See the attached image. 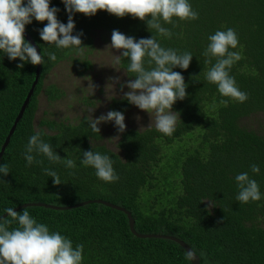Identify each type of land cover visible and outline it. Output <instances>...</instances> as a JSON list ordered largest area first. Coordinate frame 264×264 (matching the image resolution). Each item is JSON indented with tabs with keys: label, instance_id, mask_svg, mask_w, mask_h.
<instances>
[{
	"label": "trees",
	"instance_id": "16d2710c",
	"mask_svg": "<svg viewBox=\"0 0 264 264\" xmlns=\"http://www.w3.org/2000/svg\"><path fill=\"white\" fill-rule=\"evenodd\" d=\"M27 0H25V5ZM199 19L181 21L177 26L163 24L172 30L171 39L157 36L165 48L190 51L193 59L188 69L174 68L184 77L186 98L177 100L172 111L180 114L176 131L166 136L155 127L142 130L126 128L118 132L115 151L101 142L102 134L93 132L87 116L74 122L41 118L34 126L37 96L43 88L45 74L58 62L69 60L77 74L90 68L86 52L92 47V36L99 30L111 36L118 30L126 36L151 38L145 21L127 15L116 17L100 10L94 16L73 13V35L82 33L84 56L73 49H58L40 38L47 21L25 26V32L36 44L45 63L40 65L36 88L8 141L0 166L7 164L9 174H0V215L20 204L39 202L56 206L71 205L89 199H101L130 212L137 233L164 234L185 242L199 257L200 264H264V127H252L245 119L258 115L264 118V0H189ZM59 9L57 19L67 24L68 13L62 0H50ZM150 19V17H148ZM232 28L239 45L231 51L241 52L230 75L241 91L248 94L243 102L222 96L215 84L207 82L205 73L214 65L205 64L202 53L208 37L217 30ZM120 50L118 55H122ZM54 52L52 62L48 53ZM128 58L121 57L117 66L129 80ZM24 63L23 68L17 65ZM35 65L10 60L0 50V146L25 98ZM43 92L48 100L63 93L47 85ZM227 103H222V101ZM110 111L124 112L129 102L123 97L111 98ZM43 133L62 159L76 162L75 169L51 163L44 156L43 164L27 165L25 146L31 135ZM67 149V152L65 151ZM108 155L120 179L107 183L97 178L95 169L80 161L84 151ZM260 168L251 172V165ZM50 168L61 178L60 185L45 175ZM248 173L256 180L261 200L240 203L235 176ZM210 204L212 206L210 207ZM37 223L50 232L69 238L73 247L84 245L82 264H191L184 249L164 238H138L128 228L127 217L120 210L102 203L90 202L71 209L25 206ZM11 220L8 215L0 219ZM18 221L10 225L18 227Z\"/></svg>",
	"mask_w": 264,
	"mask_h": 264
},
{
	"label": "clouds",
	"instance_id": "9594fccd",
	"mask_svg": "<svg viewBox=\"0 0 264 264\" xmlns=\"http://www.w3.org/2000/svg\"><path fill=\"white\" fill-rule=\"evenodd\" d=\"M68 15L67 24L57 19L56 7L50 6V0H0V50L10 60H16L32 65L45 63L37 48L25 40V26L32 23V18L38 22L47 21L40 30V38L48 45H55L58 49H73L77 56H84L86 48L83 46L81 35H73L75 23L73 13H82L86 16H94L103 10L116 17L123 18L131 15L145 21L150 32H155L151 38L126 36L118 30H113L111 35V49L123 50L122 55H115L114 63L120 64L121 57L128 58L126 71L132 73L135 79L121 84L123 91L126 86L130 91L125 92L123 99L139 109L146 111L150 116L155 115V128L166 136H172L180 120V114L172 111V106L177 100L186 98L184 77L174 68L188 69L193 55L190 51L165 48L158 41L157 36L171 39L174 35L171 29L163 24L177 26L173 17L181 21H193L199 19V13L193 10L189 0H62ZM150 17V19H148ZM209 44L202 53L207 59L205 64L212 65L205 73L207 82L217 85L218 92L234 101L243 103L248 99V94L241 91L236 84L235 78L230 75L232 66L243 59L241 52L231 51L239 45L236 31L228 28L226 31L217 30L208 37ZM50 61L55 62L57 56L54 52L48 53ZM23 68L24 63L18 64ZM114 83H120V78H110ZM113 86V83H111ZM91 87L94 86L91 85ZM227 103V101H222ZM114 121L120 133L126 130L125 116L120 111H109L98 118L91 117L88 120L93 132H100L98 127L101 123ZM150 126V125H149ZM43 133L37 131L28 139L25 146L24 159L27 165L43 164L38 159L44 156L51 163L63 164L69 169L76 168L73 159H62L54 151L50 143L42 139ZM67 152V149H65ZM80 163L95 169L98 179L112 183L120 179L116 174L114 161L106 154L84 151ZM45 175L53 178L55 185L63 183L58 173L50 168H45ZM10 170L7 164L0 166V174L7 176ZM251 172L258 174L259 166L251 165ZM239 189L236 200L247 204L250 201L261 200V192L256 180L249 177L248 173L235 176ZM212 204H210V207ZM11 220L0 222V264H82L84 259V245L77 244L73 247L72 241L59 232H50L49 228L37 221L30 215L27 208L22 213L12 208L6 209ZM18 221V227L11 228L13 222ZM186 260L194 261L196 253L188 251Z\"/></svg>",
	"mask_w": 264,
	"mask_h": 264
},
{
	"label": "rangeland",
	"instance_id": "374dc122",
	"mask_svg": "<svg viewBox=\"0 0 264 264\" xmlns=\"http://www.w3.org/2000/svg\"><path fill=\"white\" fill-rule=\"evenodd\" d=\"M92 47L86 52L90 61V68L77 74L69 60L56 63L43 78V88L37 96V107L34 114V126L41 118L61 119L74 122L82 115L89 119L106 115L110 108L111 98L123 97L130 91L126 86L121 91L120 85L129 79L124 71L114 63L115 55L120 50L108 48L111 36L102 31H95ZM120 78V83H114L110 78ZM113 83V86L112 84ZM54 85L63 93L61 96L48 100L43 92L47 85ZM91 85L94 86L91 87ZM125 116L126 128L142 130L146 127H155V115L150 114L129 103V108L122 112ZM252 127H264V118L254 115L245 119ZM150 125V126H149ZM102 134L101 142L115 151L114 144L118 137V129L114 121L98 125Z\"/></svg>",
	"mask_w": 264,
	"mask_h": 264
},
{
	"label": "water",
	"instance_id": "95a60500",
	"mask_svg": "<svg viewBox=\"0 0 264 264\" xmlns=\"http://www.w3.org/2000/svg\"><path fill=\"white\" fill-rule=\"evenodd\" d=\"M24 36H25V40L29 43H31L34 47L37 48L36 44L34 43V41L29 37V35L25 32L24 33ZM37 52L38 54L39 51H38V48H37ZM39 71H40V65H35V71H34V77H33V80H32V83H31V86L25 96V98L23 99L19 109H18V112L16 113L13 121H12V124L10 126V128L8 129V132L0 146V158L1 156L3 155L4 151H5V148L8 144V141L12 135V132L16 126V124L18 123V121L20 120V118L22 117L23 115V112L36 88V85H37V82H38V78H39ZM90 202H98V203H102L108 207H111L113 209H116V210H120L122 211L123 213H125L126 217H127V223H128V228L130 230V232L135 236V237H138V238H151V237H154V238H164V239H169V240H172L176 243H178L185 251V253H187L188 251H192V249L190 248V246H188L185 242H183L182 240L176 238V237H173V236H169V235H164V234H154V233H137L134 228H133V223H134V220L133 218L131 217L130 215V212L127 211L125 208L119 206V205H116V204H113V203H110L108 201H105V200H101V199H89V200H84V201H81V202H78V203H75V204H71V205H62V206H56V205H51V204H46V203H39V202H31V203H24V204H20L14 208H12L14 211H16L17 209L21 208V207H25V206H43V207H47V208H51V209H58V210H63V209H71V208H75V207H78V206H81V205H84V204H87V203H90ZM7 215V212H4L3 214L0 215V219L3 218L4 216ZM191 264H200L199 263V257L198 255L196 254V259L194 261H190Z\"/></svg>",
	"mask_w": 264,
	"mask_h": 264
}]
</instances>
